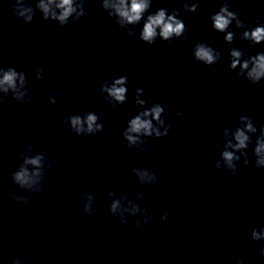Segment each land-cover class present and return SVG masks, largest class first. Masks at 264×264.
<instances>
[{
	"label": "clouds",
	"instance_id": "9594fccd",
	"mask_svg": "<svg viewBox=\"0 0 264 264\" xmlns=\"http://www.w3.org/2000/svg\"><path fill=\"white\" fill-rule=\"evenodd\" d=\"M54 0H49V4L53 3ZM59 9H61V14L56 17L55 13L52 15L60 21L61 24H65L67 22L68 17L76 11V9L73 7V0H59V3L56 5ZM105 7H109V5L105 4ZM115 9V12L122 18L126 19L129 23H134L138 21L141 17V13L148 7V4L146 3V0H131V6L129 7L127 5V0H118L117 3L111 5ZM40 8L43 9L45 16H47L49 12V7L47 4L41 3ZM31 9H24L19 12V15L24 16L25 13L30 12ZM222 12H226L227 9H221ZM79 15H83V12H81ZM231 13H228V16H231ZM215 20V26L219 30H223L227 27L229 24V20L224 15H216L214 18ZM27 20H31V16H27ZM160 28V35L167 40L170 36L173 34L179 36L180 33L183 30V24L175 20L174 17H168V19H165V13L163 10H161L157 15L155 16H149L147 23L144 25L143 32L141 34V37L143 40L148 41L149 43L152 42L153 38L157 35L156 29ZM247 36L248 33H245ZM252 38L259 42L261 39H264V28H258L256 29L252 34ZM227 39L231 40V34L227 37ZM233 57H239L240 53L233 51L232 53ZM196 58L199 60H203L206 64H212L214 61V57L212 55V52L210 49L204 47V46H197L196 49ZM253 61L255 66L252 68V70L248 73L249 79L256 83L259 81L260 77L264 75V54L258 55L256 57H253ZM238 60H233L232 62V68H235ZM248 67V63L245 62L242 65L243 69H246ZM16 78L17 73L16 71L9 69L7 72L4 73L3 78L0 79V90H3L7 92L9 89L16 90ZM20 81L21 84L24 82V76L23 74L20 75ZM125 83V78L121 77L120 79L116 80L114 85L107 89V91L115 97V99L119 101H123L125 99V91L126 89L120 85H123ZM23 93L17 91L16 99L20 100L23 97ZM142 103V102H141ZM162 112V108L157 105L156 107L151 109V112H143L141 115L136 116L133 120L130 122V127L128 128V132L125 133L127 136V139L130 142H135L136 137L129 135L128 133H140L142 130L146 135H151L153 132L157 136L162 135L160 132H158L156 129L153 128L152 122L148 119H142L143 117H148L151 115L154 119L157 121H160V114ZM179 114V113H178ZM241 119H244L243 117ZM97 117L95 115L89 114L87 116L86 122L82 121L79 116H74L71 118V126L72 129L77 133L81 132H87V133H93V132H99L103 125L96 124ZM84 123H86L87 127H84ZM160 123H163V121H160ZM95 125V127H94ZM247 128L249 131L254 132L256 129L252 127V124L249 122L247 125ZM262 136H264V130H262ZM235 139L237 143L233 145L235 149H244L248 146L249 137L245 134L242 130H237ZM257 147L255 148V154L257 156H260V159L257 161V165H264V139H261L257 141ZM223 157L225 161L228 163L229 168H234V165L232 164L233 159H238V157H234L232 152L225 151L223 153ZM31 164L39 165L40 157H36L33 160L28 161ZM247 163V160L245 161ZM38 175V174H37ZM143 175V174H142ZM16 181L21 185H31L34 183L32 178L29 176L28 172L26 170H21V172L17 173L15 176ZM150 181H154L155 177H149ZM230 182L232 181L229 180ZM119 207V202H114L111 205V213L115 215L117 213V209ZM84 211L87 212L89 215L92 214V210L89 205L84 206ZM127 211V209H125ZM137 211V208L135 205L132 206L131 213L135 215ZM169 212H165L162 219H166L169 215ZM151 218H145L144 220H135L132 223V227L140 229V228H146L150 223ZM121 224H127V221L123 218L119 221ZM176 222L173 220L171 227H175ZM253 238L259 239L260 236L256 232H253Z\"/></svg>",
	"mask_w": 264,
	"mask_h": 264
}]
</instances>
